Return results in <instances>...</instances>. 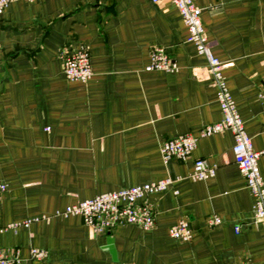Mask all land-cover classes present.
Returning a JSON list of instances; mask_svg holds the SVG:
<instances>
[{
    "label": "crops",
    "instance_id": "1",
    "mask_svg": "<svg viewBox=\"0 0 264 264\" xmlns=\"http://www.w3.org/2000/svg\"><path fill=\"white\" fill-rule=\"evenodd\" d=\"M209 48L254 150L264 149V0H195ZM171 0H17L0 14V248L14 264H264V219L239 173L205 59ZM162 47L171 72L146 70ZM85 48L91 76L64 77L59 51ZM195 136L188 156L163 163V140ZM215 166L192 179L193 161ZM264 184V153L257 159ZM169 178L145 196L150 229L95 232L65 205ZM216 216L219 223L210 225ZM186 220L187 240L170 225ZM11 225V226H10ZM15 225V226H12ZM237 226V231L233 227ZM31 248L42 249V259Z\"/></svg>",
    "mask_w": 264,
    "mask_h": 264
},
{
    "label": "built area",
    "instance_id": "2",
    "mask_svg": "<svg viewBox=\"0 0 264 264\" xmlns=\"http://www.w3.org/2000/svg\"><path fill=\"white\" fill-rule=\"evenodd\" d=\"M17 0H0V14L6 6ZM35 2L38 0H23ZM157 4L163 0H148ZM173 7L179 13L187 30L186 41L193 44L196 52L202 55L215 87V97L220 110V119L204 125L198 135L207 136L213 133L229 131L232 136L231 152L233 162L244 179L246 187L254 198L253 218L264 219V184L259 174L257 159L262 150H254L250 138L243 128L242 121L237 113L234 102L227 90L224 77L221 73L222 63L212 55L209 43L204 35L200 22V9L195 6V0H171ZM62 73L69 80L85 82L91 76L88 52L85 48L68 50L62 47L59 51ZM146 70L171 72L176 69V64L160 46H153L148 51ZM263 99L264 91L258 93ZM195 146V136L181 133L162 141L159 154L163 163L171 158L185 159ZM215 166L208 164L204 159L197 158L193 161L192 179H205L214 173ZM171 180L162 178L149 181L140 185L122 187L112 191H105L91 198L76 201L65 205L61 210H56L55 215H77L83 224L95 232L107 231L111 228L133 224L143 230L150 229L154 223V215L145 196L164 190ZM5 190V184L0 182V193ZM220 219L213 216L208 219V224L219 223ZM11 226V225H10ZM15 226V225H12ZM237 231V226L233 227ZM167 234L174 239L187 241L191 237L189 223L180 219L170 225ZM29 254L32 258L42 259V249L31 248ZM18 253L14 248H0V264H14L18 261ZM244 264H251L246 262Z\"/></svg>",
    "mask_w": 264,
    "mask_h": 264
},
{
    "label": "rangeland",
    "instance_id": "3",
    "mask_svg": "<svg viewBox=\"0 0 264 264\" xmlns=\"http://www.w3.org/2000/svg\"><path fill=\"white\" fill-rule=\"evenodd\" d=\"M79 217V216H78Z\"/></svg>",
    "mask_w": 264,
    "mask_h": 264
}]
</instances>
